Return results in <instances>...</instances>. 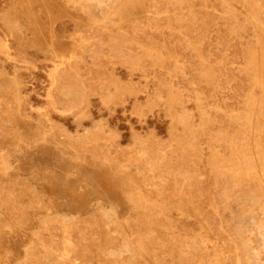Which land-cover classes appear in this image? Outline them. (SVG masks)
<instances>
[{
	"label": "rangeland",
	"instance_id": "1",
	"mask_svg": "<svg viewBox=\"0 0 264 264\" xmlns=\"http://www.w3.org/2000/svg\"><path fill=\"white\" fill-rule=\"evenodd\" d=\"M0 264H264V0H0Z\"/></svg>",
	"mask_w": 264,
	"mask_h": 264
}]
</instances>
